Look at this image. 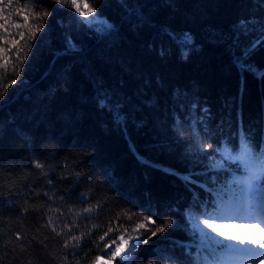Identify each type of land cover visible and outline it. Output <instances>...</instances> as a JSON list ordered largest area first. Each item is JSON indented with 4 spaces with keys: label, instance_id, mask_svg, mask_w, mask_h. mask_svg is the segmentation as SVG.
<instances>
[{
    "label": "trees",
    "instance_id": "trees-1",
    "mask_svg": "<svg viewBox=\"0 0 264 264\" xmlns=\"http://www.w3.org/2000/svg\"><path fill=\"white\" fill-rule=\"evenodd\" d=\"M87 2L114 25L106 35L79 24L73 10L53 0H13L4 8L11 17L10 34L26 31L13 26L23 24L17 10L25 4L51 15L31 41L21 71L24 86L0 108V264H90L102 253L94 242L109 221L137 236L144 230L134 231L135 223L145 216L174 224L141 245L136 264L148 259L155 264L232 262L234 253L228 250L218 246L214 258L199 247L185 210L208 218L200 205L206 202L212 212L219 200L234 201L225 183L244 176L235 163L214 166L221 158L202 155L201 144L236 147L242 132L257 150L264 145V78L236 66L234 46L238 21L254 18L258 28L264 20V0H125L128 8L121 0ZM163 30L191 35L185 55ZM0 35L8 34L0 30ZM69 35L77 51L65 55ZM252 38L241 36V46ZM248 62L264 71V47ZM101 91L118 102L122 123L97 106ZM192 120L198 138L189 128ZM36 161L44 167L36 168ZM187 176L194 183L183 179ZM97 203L103 207L77 218L80 227L71 234L100 227L80 248H65L68 236L57 233L73 219L69 208ZM123 211L136 216L115 220Z\"/></svg>",
    "mask_w": 264,
    "mask_h": 264
},
{
    "label": "snow or ice",
    "instance_id": "snow-or-ice-1",
    "mask_svg": "<svg viewBox=\"0 0 264 264\" xmlns=\"http://www.w3.org/2000/svg\"><path fill=\"white\" fill-rule=\"evenodd\" d=\"M53 2L73 10L72 14L79 24H85L90 27L98 26V31L101 34L111 31L114 28V25L106 19L99 17L96 8L91 6L87 0H53ZM12 4L13 0H7V4L4 3V0H0V5H4V7H0V21H3L0 23V30L8 34L0 35V108L7 104L15 91L24 86L25 81L21 76V71L24 62L29 59V53L33 47L31 41L36 40L37 35L44 31V22L51 15L48 11L36 10L35 4L31 7L25 4L23 8L17 10V18L22 17L23 24L16 23L13 26L16 29L24 28L26 31H18L15 34H10L7 25L11 17L5 16L3 13L4 8ZM121 6L128 8L125 0H121ZM135 14L138 20L143 19L138 7L135 9ZM81 17L83 19H80ZM31 20L35 21L34 25L30 23ZM256 23L254 18L241 19L237 22L234 32L238 33V35H236L234 46L237 47L239 54L235 57V63L242 71L253 72L255 75L264 78V71L255 68L254 65L248 62L252 53L257 48L264 47V20L258 22V28L256 27ZM17 35L19 39L15 38ZM162 35L167 36L169 41L178 47L181 55H185L186 49L192 44V37L189 33L177 34L163 30ZM253 35L254 38L250 39L247 44L241 46V36L248 38ZM21 41H23V44H21ZM13 49L15 50L14 52ZM76 51L77 48L71 35L67 36L65 38V50L63 54L71 55ZM161 52L163 54V49ZM14 85L17 88L13 89V93H9L8 89ZM96 103L101 110H107L113 116L115 122H123L124 117L121 115V109L117 106L118 102H114L107 91L97 93ZM192 109H195V105H192ZM189 118L191 119V114H189ZM175 120L176 126H181L182 122L178 116ZM196 124L197 121L192 120L189 128L191 129L192 135L198 138L199 132ZM19 134L24 137L26 135L25 130L21 129ZM205 149H212L213 153H206L204 151ZM200 153L207 155L210 160H213V154L219 155L221 163L218 167L221 168H223L225 163H235L242 170L244 176L243 178L233 177L231 181L225 183V186L232 192L234 201L224 203L221 199L212 212L207 210L206 202L200 205L204 210V215L208 218L201 219L193 216L191 209L185 210L192 235L198 236L199 247L207 250L214 258L217 256V247L219 246L222 250H228L230 253L241 254L247 261V264H253V262L259 264V260L264 259V145L257 150L250 139L241 132L238 146L229 147L226 143L217 145L216 147L212 143L201 144ZM34 164L38 169L44 167L39 161L34 162ZM81 175V173H76L77 177ZM183 179L186 182L194 183L191 176L183 177ZM79 199L83 202L87 197L82 194ZM102 207V204L97 203L77 210L69 208L68 211L73 219L70 223H65L60 232L57 233L58 235L66 234L68 236V239L64 241L65 248H80L84 237L91 235L92 229L100 227L99 225L93 224L92 228H89L87 232H83L79 236L71 234L73 228L80 227L76 222L77 218H87L85 214L97 212ZM229 211L244 212L252 216L256 222L249 224L217 222L218 217ZM61 215H63V212H61ZM121 216L132 220L136 214L123 211L117 213L114 219L119 220ZM49 224L52 225V230L55 231L56 228L51 219ZM173 224L174 221L172 220L158 223L152 216L142 217L140 218V222L135 223L133 230L139 232V230L143 229L144 231L140 235L145 233L150 234L146 239L141 240L140 235H127L126 237L125 234L129 231L127 228H124L123 225L114 226L113 222L109 221L107 230L94 242L95 247L99 248L103 254L95 256L90 261V264H136L140 258L141 245L147 244L149 239L157 236L159 233L165 232ZM208 229L216 233L218 237H224V240L227 241H234L235 244H225L224 241L213 237L211 232L207 231ZM224 229H232L234 231L229 232ZM117 233L119 234L116 235ZM173 243L182 248L188 247L180 241H174ZM71 254L74 255L75 253L73 252ZM153 255L155 256L156 254ZM65 259H67V256H65ZM196 259L199 260L200 258L197 257ZM204 259L206 260L207 257H204ZM76 264H79L78 260ZM146 264H155V260L148 259Z\"/></svg>",
    "mask_w": 264,
    "mask_h": 264
},
{
    "label": "rangeland",
    "instance_id": "rangeland-1",
    "mask_svg": "<svg viewBox=\"0 0 264 264\" xmlns=\"http://www.w3.org/2000/svg\"><path fill=\"white\" fill-rule=\"evenodd\" d=\"M101 19H105L104 17H101L99 16ZM81 19H83L81 17ZM107 20V19H106ZM108 21V20H107ZM109 22V21H108ZM111 23V22H109ZM112 24V23H111ZM113 25V24H112ZM88 26V25H87ZM91 30H94L95 33H100L98 31V26H93V27H90L88 26ZM101 34V33H100ZM104 34V33H103ZM221 163V160H214L213 162V165L214 166H218L219 164ZM204 219V218H203ZM217 222L219 223H228V222H235V223H241V224H249V223H255L256 220L252 217V216H249L247 215L246 213L244 212H231V216L229 218L227 217H221V218H217ZM225 231H234L232 229H224ZM207 231L211 232L210 229H208ZM126 237L127 235H131V233L129 234H125ZM211 235L213 237H215L216 239H219V240H223V241H226L227 243H230V244H235L234 241H227V240H224V237H218L216 235V233L214 232H211ZM133 236V235H132ZM242 247V246H241ZM103 253H101L100 255H102ZM222 264H247V261L243 258V256L239 253H234V259L232 262H223ZM253 264H255V262H253ZM259 264H264V259H260L259 260Z\"/></svg>",
    "mask_w": 264,
    "mask_h": 264
},
{
    "label": "water",
    "instance_id": "water-1",
    "mask_svg": "<svg viewBox=\"0 0 264 264\" xmlns=\"http://www.w3.org/2000/svg\"><path fill=\"white\" fill-rule=\"evenodd\" d=\"M109 32V31H108ZM108 32L104 33L103 35H106Z\"/></svg>",
    "mask_w": 264,
    "mask_h": 264
}]
</instances>
